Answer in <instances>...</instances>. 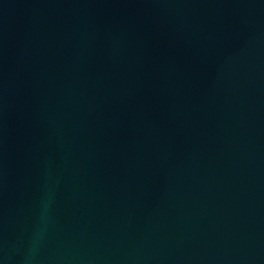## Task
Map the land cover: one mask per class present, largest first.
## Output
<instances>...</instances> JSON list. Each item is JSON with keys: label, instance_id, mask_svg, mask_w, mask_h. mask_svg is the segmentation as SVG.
<instances>
[{"label": "water", "instance_id": "95a60500", "mask_svg": "<svg viewBox=\"0 0 264 264\" xmlns=\"http://www.w3.org/2000/svg\"><path fill=\"white\" fill-rule=\"evenodd\" d=\"M0 264H264V0H0Z\"/></svg>", "mask_w": 264, "mask_h": 264}]
</instances>
